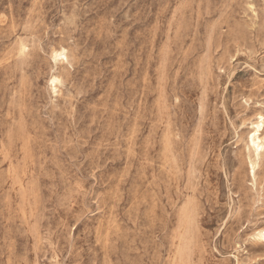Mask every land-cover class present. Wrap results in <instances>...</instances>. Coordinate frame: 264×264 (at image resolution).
<instances>
[{"label":"rangeland","instance_id":"obj_1","mask_svg":"<svg viewBox=\"0 0 264 264\" xmlns=\"http://www.w3.org/2000/svg\"><path fill=\"white\" fill-rule=\"evenodd\" d=\"M260 121L264 0H0V264H264Z\"/></svg>","mask_w":264,"mask_h":264},{"label":"bare ground","instance_id":"obj_2","mask_svg":"<svg viewBox=\"0 0 264 264\" xmlns=\"http://www.w3.org/2000/svg\"><path fill=\"white\" fill-rule=\"evenodd\" d=\"M63 55L62 52L57 53L56 56L61 57ZM56 81L55 78L52 79V83ZM262 126V121L257 123L254 126V130L252 131V134L250 135L248 142H247V149L249 152H251L256 158L260 156L261 150L264 148V136H262L259 132ZM256 163H250L251 168V175L253 179L255 178L254 170L256 167ZM259 239L264 240V230H262L258 236Z\"/></svg>","mask_w":264,"mask_h":264}]
</instances>
